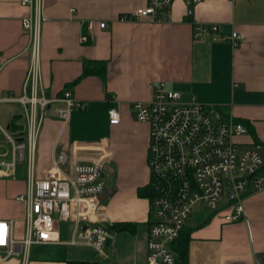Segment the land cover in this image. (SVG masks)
<instances>
[{"label":"crops","instance_id":"crops-1","mask_svg":"<svg viewBox=\"0 0 264 264\" xmlns=\"http://www.w3.org/2000/svg\"><path fill=\"white\" fill-rule=\"evenodd\" d=\"M147 2L42 1L41 94L60 99L70 91L83 106L71 112L67 123L55 113V108L64 106L62 102L48 106L36 140L35 176L41 177L52 166L56 151L106 147L112 152L103 178L109 191L101 198L107 223L136 227L134 232L111 230L112 238L101 253L63 243L32 245L27 264L147 263L151 214L149 200L138 191L150 179L148 130L136 121L133 103L150 101L158 82L179 91L182 98L185 93L199 103H218L225 111H233L248 129L246 135L235 138L238 149L255 150L264 158L260 151L264 149V0H201L194 6V19L219 24L220 31L200 39L194 37L188 22L185 0L173 1L167 23L118 21L120 15L145 7ZM29 13L19 0H0V97L22 94L32 62L23 27ZM100 22L108 27L101 29ZM232 31L245 36L235 49L228 39ZM94 61L105 63V80L97 73L82 77L84 66ZM111 107L120 112L117 125L109 122ZM23 111L16 101L0 102V125L9 128L18 117L16 125L21 127ZM80 153L98 155L91 150ZM143 159L147 182H143ZM25 190V180L0 177V204L20 210V214H0L1 218L23 217V205L16 196ZM244 210L245 219L231 223L211 212L194 220L192 214L186 224L191 230L189 264H264V190L249 194ZM60 234L61 240L69 237V232L63 236L60 230ZM0 264L22 262L9 258Z\"/></svg>","mask_w":264,"mask_h":264},{"label":"built area","instance_id":"built-area-1","mask_svg":"<svg viewBox=\"0 0 264 264\" xmlns=\"http://www.w3.org/2000/svg\"><path fill=\"white\" fill-rule=\"evenodd\" d=\"M19 1L31 10L23 19V27L32 62L22 94L0 97V102L16 101L24 109L19 130L0 125V144L10 146V150H0V177H15L24 164L26 190L16 196L24 209L20 219L24 222V238L15 237V219H0V262L16 258L27 264L30 248L37 244L63 243L101 253L112 238L101 200L108 193L103 178L112 152L101 146L78 147L70 153L59 150L54 153L52 166L41 177L35 176L36 140L48 106L62 102L64 106L55 108V113L67 123L71 112L83 105L70 91L60 99L41 94L38 62L43 0ZM173 1L148 0L145 7L120 15L118 21L167 23ZM199 2L185 0L196 39L220 31L219 24L194 19L193 9ZM99 27L107 28L108 24L100 22ZM228 39L235 49L245 36L232 31ZM187 101H182L179 91L158 82L150 101L133 103L136 120L148 128L151 219L146 264H177L175 244L197 205L220 215L225 223L236 222L245 219L246 197L264 190V158L255 150L240 151L235 141L248 133L247 127L233 111H225L218 103L202 104L194 96ZM108 116L111 125L121 122L116 107L109 109ZM89 150L98 155L80 153ZM61 222L70 224L67 240H61Z\"/></svg>","mask_w":264,"mask_h":264},{"label":"trees","instance_id":"trees-1","mask_svg":"<svg viewBox=\"0 0 264 264\" xmlns=\"http://www.w3.org/2000/svg\"><path fill=\"white\" fill-rule=\"evenodd\" d=\"M105 67L106 65L104 62H96V61L91 62L84 66L82 77L90 75L92 73H97L99 76H101L105 80L106 79ZM79 79H76L73 82V84H76L79 81ZM17 119L18 117L13 119V121H11L10 126H9L10 130L17 131L19 130V128H21L18 125H16ZM138 193L141 197L148 199V196L150 195L149 186L147 185L143 188H139ZM135 225L136 224L126 223V222L116 223V224H112L110 226V229L117 230V231L134 232L135 227H136ZM190 236H191V230L187 228L183 229V231L180 234L179 239L177 240L175 244V250L178 256L177 264H189V242L191 239ZM68 264H88V263L83 261V262H69Z\"/></svg>","mask_w":264,"mask_h":264},{"label":"rangeland","instance_id":"rangeland-1","mask_svg":"<svg viewBox=\"0 0 264 264\" xmlns=\"http://www.w3.org/2000/svg\"><path fill=\"white\" fill-rule=\"evenodd\" d=\"M189 99H190V97L185 96V93H184L182 101L188 102L187 100H189ZM136 121H135V123H136ZM145 129L148 130L147 126L145 127ZM0 145L4 146V148H1L0 150H6V149L10 150V146L5 144L4 142L2 144H0ZM260 151H261L262 154L264 153V149H260ZM141 165L144 167L143 170L145 171L143 182H147L148 181V175H147L148 171H147V168H146V165H145V159H143V162H142ZM25 176H26V172L24 171V169H22L21 171L20 170L17 171L15 177H13V176L5 177V179H8V180L19 179V180H23V181L25 180V183H26V177ZM2 179H4V178H2ZM209 213H210V211H209L208 208H204L201 204H199V205H197V208L194 210L193 215H192L191 218H192V220H194L196 218H201L202 216L207 215ZM0 214H12V215L13 214H20V210H18V208H16L15 205L3 203V204H0ZM0 219H2V218L0 217ZM69 228H70V224L69 223H67V222H61L60 223V229L62 231V235L63 236L67 235V232H68ZM15 237L17 239L24 238V222L22 220H20L19 218H16Z\"/></svg>","mask_w":264,"mask_h":264},{"label":"water","instance_id":"water-1","mask_svg":"<svg viewBox=\"0 0 264 264\" xmlns=\"http://www.w3.org/2000/svg\"><path fill=\"white\" fill-rule=\"evenodd\" d=\"M0 139H2V137ZM107 191H109V190H107Z\"/></svg>","mask_w":264,"mask_h":264}]
</instances>
